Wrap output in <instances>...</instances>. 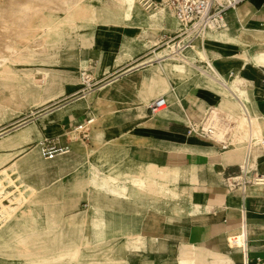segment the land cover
Here are the masks:
<instances>
[{"label":"crops","instance_id":"0c3cea01","mask_svg":"<svg viewBox=\"0 0 264 264\" xmlns=\"http://www.w3.org/2000/svg\"><path fill=\"white\" fill-rule=\"evenodd\" d=\"M104 11L98 19L78 16L98 27L70 38L61 35L67 14L55 11L38 22L48 65L32 107L45 111L20 123L32 129L29 142L9 148L14 133L0 138V182L10 179L15 194L22 193L13 199L16 211L0 222V264H264V187L249 186L244 194L226 183L243 164L251 134L257 144L251 165L264 173L258 144L264 138V0L227 12L222 33L195 42L228 87L191 76L195 61L205 67L194 49L185 51L188 64L158 61L164 51L154 49L178 29L165 21L169 13L157 12L163 28L153 33L136 30L134 16H143L137 11L126 17ZM221 90L238 104L234 93L244 100L252 119L243 141L239 134L227 151L188 134L211 110L239 116ZM161 96L168 107L152 116L149 105ZM89 116L97 128L90 126L88 143L70 139ZM222 129L219 141L228 131ZM133 136L147 143V155L128 150ZM45 137H60L68 153L43 157L38 144ZM82 200L89 210H72ZM57 208L69 212L59 221Z\"/></svg>","mask_w":264,"mask_h":264},{"label":"rangeland","instance_id":"374dc122","mask_svg":"<svg viewBox=\"0 0 264 264\" xmlns=\"http://www.w3.org/2000/svg\"><path fill=\"white\" fill-rule=\"evenodd\" d=\"M93 0H63L61 8L57 9H49L43 10V9H36L34 10L32 17L26 22V25L30 27H34L38 25V22L47 14H54L55 11H59L62 13L67 14L68 16V25L64 27L63 32L61 35H67V38L70 35L73 34H79L81 31L86 29H95L98 27L97 23H94V21H88V18H81L79 19L78 16H94L95 19L101 15H103V11L108 9L114 12L118 16H131L133 11H137L141 13L143 16L137 17L134 16V20L136 21V30H139L140 32L145 30H149L153 33H159L161 28H163L161 25L158 24V22L161 20V16L157 15V10L154 8L146 9V5L141 1L142 0H131V4L128 5L126 0H96L97 1V7H100L102 11L96 10L92 6ZM88 5V9L83 14L77 12L82 6ZM14 8L23 9L26 10L29 8V5L25 3L22 0H0V14L6 13L8 11L13 10ZM65 9H67L65 11ZM70 9V10H68ZM139 10V11H138ZM153 14H156V18L152 19L151 16ZM112 16L113 14H109ZM108 14H105L104 16H109ZM165 21L169 26V28H172L175 30L177 26V21L175 18H173L172 15L169 14L165 16ZM91 24V25H90ZM93 25V26H92ZM92 26V27H91ZM173 30V32H174ZM178 30V29H177ZM224 29L222 30H210V34L213 32L214 34L217 33V36L219 33H222ZM168 31V30H167ZM172 32V33H173ZM20 35V36H13L9 38L0 37V39L3 41L4 45H10L12 47L15 46L17 49L16 52H8L5 47H1L2 41L0 40V138H4L12 133L13 135H10L7 140L11 139L15 135H17L19 132L17 131L18 126H20L21 122H24L26 120H29L33 117V113H37L39 115L40 113H43L45 108H39L37 110L33 109V104L36 103V101L39 100V97L34 99H27L24 100L21 91L20 86L23 84L24 87L31 89L34 82L37 81V83H41L43 81V75H42V69L47 67V50L44 47H40L41 36L43 37V32H38L34 36V40L29 41V43H23V40L26 36ZM163 35V34H162ZM24 37V38H23ZM176 35H174L172 38H166L162 43H160L154 51H161V50H170L168 49V46H172V43H169L171 39H174ZM70 38V37H69ZM33 39V38H32ZM30 46V47H29ZM198 47V46H197ZM202 49V47H199ZM154 53V52H153ZM168 53V51H167ZM145 56H141L143 58ZM140 58V59H141ZM202 58V57H201ZM171 62V61H169ZM172 63V62H171ZM189 72L192 75H198L197 69L193 68L189 70ZM91 73V72H89ZM196 79L197 76H196ZM199 80H205L209 83H212L208 78L202 77ZM226 82H228V79H224ZM198 81V80H197ZM219 88V87H218ZM222 94H227L226 92L221 90ZM227 96H230L227 94ZM230 99L232 98L236 104V107L239 108V104L236 102V100L230 96ZM40 104V101L39 103ZM59 105V104H57ZM56 105H53L54 107ZM167 107V106H166ZM209 107L207 108V110ZM238 110V109H237ZM222 111H226L223 109ZM21 114L23 115L21 117ZM164 114V112H163ZM237 114V113H236ZM220 117V112H219ZM242 120H245V123L247 124V120L245 118H242ZM241 119L238 121V130L237 133L241 135L239 143L243 141L246 134L249 132V128L247 126V130H243L241 128ZM248 125V124H247ZM17 126V127H16ZM93 128H97V122H95L93 125ZM74 129V128H73ZM73 129L71 131H73ZM223 131H226V129H223ZM3 133V135H1ZM7 133V134H6ZM224 132H222L223 134ZM81 137V138H80ZM69 138H73L74 140L81 141L83 140L84 143H88V139L83 138V136H79L78 133H73L69 135ZM6 141V140H5ZM71 142V141H70ZM1 145V144H0ZM40 145V144H38ZM128 150H132L134 153L142 155H147L149 152V146H147V143L142 142L139 138L136 136H133L131 140H129L128 144H126ZM3 148H7L4 146ZM235 148V146H232L230 149ZM222 151H227L226 149L222 148ZM27 150V149H24ZM43 152V151H42ZM141 152V153H140ZM58 154V153H56ZM142 154V155H141ZM55 155V154H52ZM52 155L42 153V156L44 157H50ZM1 185L4 187L5 193L9 196L10 199H14L15 197H19L20 195L15 194V191L17 188L15 187V183L12 180H7V182L2 183ZM11 193V194H10ZM7 200L5 203L8 204ZM45 215L50 216V214L53 213V210L50 209H44ZM72 210L78 211V210H89V205L86 202V200H82L79 207H75ZM16 211V210H15ZM13 211V212H15ZM56 214L53 216V219L56 221H59L60 218L68 214L69 212L62 213L61 209H56ZM71 212V211H70Z\"/></svg>","mask_w":264,"mask_h":264},{"label":"built area","instance_id":"2783aa9c","mask_svg":"<svg viewBox=\"0 0 264 264\" xmlns=\"http://www.w3.org/2000/svg\"><path fill=\"white\" fill-rule=\"evenodd\" d=\"M248 0H161L154 2L151 0H142L147 8H164L171 13L177 21L176 37L169 43H178V49L185 51L191 47V44L205 31L222 30L226 28L225 16L227 12L235 10ZM205 66L209 63L205 62ZM234 93V92H233ZM234 96L238 99L241 108V117L251 120V115L247 108L246 102L237 94ZM77 98H72L75 100ZM167 106L166 98L161 96L149 105V111L152 116L158 115ZM220 121L225 124L228 131L223 141L215 138L217 129L214 127L215 120L210 119V113L206 112L203 119L189 127V135L199 137L203 140L213 141L221 144L222 148L228 149L233 146L239 139V134L235 131V120L228 117H219ZM94 124V117L89 116L84 122L78 124L72 132L79 131L83 138L88 139L89 126ZM258 144L264 146V138ZM257 145L254 141V134L247 139V153L242 165L238 167L236 174H229L226 178L228 188L241 189L245 194L249 186L264 187V173H260L251 165L252 152ZM42 147L45 154H56L67 150L69 147L61 143L60 137H45L42 141ZM243 231L245 227L243 226ZM238 236L233 238L234 245L239 246ZM231 243V242H230Z\"/></svg>","mask_w":264,"mask_h":264},{"label":"bare ground","instance_id":"6f19581e","mask_svg":"<svg viewBox=\"0 0 264 264\" xmlns=\"http://www.w3.org/2000/svg\"><path fill=\"white\" fill-rule=\"evenodd\" d=\"M22 1H24L25 3H27L29 5L28 9L23 10V9L14 8L11 11H8L6 13L0 14V37L9 38V37H13V36H20V35L26 34L25 35L26 37L25 38L23 37L24 39L21 40V41H23V43H27V42L29 43V41H31L32 38L38 32H41L43 30V28L40 27L39 25L38 26H34V27H30V26L26 25V22H28V20L32 17V14H33L34 10L43 9V10H47L48 11L49 9L61 8L63 0H22ZM126 2H127L128 5L131 4V0H126ZM141 3H142V1H141ZM92 6L96 10L102 11L100 9V7H97V1L96 0L92 1ZM145 8L146 9H150V8H147V7H145ZM152 8H154L155 10L160 11L162 13H169L168 10L164 9V8H155V7H152ZM87 9H88V5H84L77 12L83 14L84 12H86ZM103 12H106V11H103ZM50 15H52V14H50ZM155 18H156V16L153 17V19H155ZM47 24H48V22H47ZM208 31H210V30H208ZM208 31L203 32L191 44V47L189 49H187V50H193L194 49L197 54L201 55L202 59H200V58L199 59L201 61L208 62L209 65L203 67L202 65H200V66L197 65L196 61L194 63L192 61L191 62L196 67L197 72H198V76L206 77V78L207 77H212L214 79H217L219 82H220V80H222L223 82H221V83H219L217 81H214V80H212V81L214 83H216L217 85L221 86V87L224 86L222 83H224L227 86L226 81L223 80L224 78L220 74H218L216 72V70L214 69L212 63L207 61V57L205 55V49L203 47H202V49H200L199 47L195 46V42L198 39L205 41L206 38L209 37L210 32H208ZM1 45H2L1 47L4 46L5 49L8 52L14 53V52L17 51L15 46L12 47L10 45H4L3 41H2ZM168 49H170V50L166 49V50H164V52H162L161 54L157 55L156 58H158L159 62L171 61V62L184 63V64L185 63H187V64L189 63L188 58L185 56V51L186 50L185 51H183V50L180 51L178 49V43H175V44L172 43V46H168ZM167 51H168V53H167ZM153 60H155V58L152 59L149 62H152ZM43 79H45V78H43ZM83 79H85V80L87 79L88 80L89 78L86 76V74H83ZM43 85H44V80L41 82L40 85L32 86L31 89L26 88L27 86L24 87V85L20 86L19 88H20V91H21V94H22L24 100H27V99H34L35 100L37 97L41 96V94L43 92ZM166 102H167V98H166ZM239 106H240V104H239ZM167 107H168V102H167ZM167 107H165L158 115H160ZM238 111H239V116H231V117H229V119L235 120L236 124L241 119V108L240 107L238 108ZM208 113H210V119L216 121L213 124L214 127L217 129V131L215 132V138H216L217 134H219L223 130L222 126H223L224 123L220 121L219 115L217 113H215V111L211 110ZM158 115H156V116H158ZM247 121H249V120H247ZM94 123H95V118H94ZM22 128L23 127L17 128L16 132H19V133L17 135H15L14 137H12L11 139H9V140H12V143L10 144L9 148L20 147V146H22V143H26V142H29L31 140V135H32L31 130L32 129L30 127H27V128L22 130ZM88 128H89V135L87 137H88V141H89V139H90V126ZM241 128L243 130H247V124L245 123L244 120L241 121ZM74 133H78V135L81 136L80 132L78 130L75 131ZM1 135H3V133ZM39 146L41 148V151H43L42 142L40 143ZM65 153H68V149L63 151V152H60L58 154L52 155V156L47 157V158L45 157V158L46 159H50V158H53L56 155H61V154H65ZM3 189H4V187L0 183V222L5 220V218L8 217L10 212H13V211L16 210L15 209L16 207H14L13 199L9 200V196L6 194L7 192L5 193V191ZM7 200H9L7 202L8 204L5 203ZM243 237H244V240H243L242 249H243L244 252H246L247 246H246L245 235H243ZM237 247H239V246H237Z\"/></svg>","mask_w":264,"mask_h":264}]
</instances>
